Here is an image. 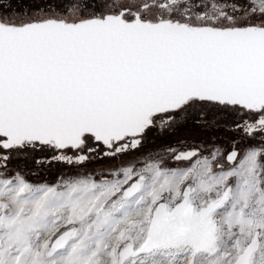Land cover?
Segmentation results:
<instances>
[{
  "label": "snow or ice",
  "instance_id": "1",
  "mask_svg": "<svg viewBox=\"0 0 264 264\" xmlns=\"http://www.w3.org/2000/svg\"><path fill=\"white\" fill-rule=\"evenodd\" d=\"M209 115L227 148L137 155ZM36 151L77 171L11 167ZM0 264H264V0L0 13Z\"/></svg>",
  "mask_w": 264,
  "mask_h": 264
},
{
  "label": "flooded vegetation",
  "instance_id": "2",
  "mask_svg": "<svg viewBox=\"0 0 264 264\" xmlns=\"http://www.w3.org/2000/svg\"><path fill=\"white\" fill-rule=\"evenodd\" d=\"M1 2H9L15 9L21 10L23 7L31 9V6L36 3V0H0ZM19 2H22L19 4ZM8 4V3H7ZM27 10V9H23ZM3 12L0 6V13ZM236 136V133L229 131L226 127V121L223 119H215L213 115H209L206 120L198 118H181L176 126L171 129L161 131L159 127L154 128L148 133L146 142L142 149L145 147L146 150L157 145L159 150L162 151L166 148L172 147L179 150H185L192 147H203L208 148L213 144H219L224 147H228L232 139ZM141 149V150H142ZM31 154V153H30ZM51 153L41 152L40 156L36 160H47L50 158ZM104 161H92L90 164L102 165ZM109 162V161H108ZM27 164L24 158L15 159L11 162L13 165ZM35 164V163H34ZM37 164V163H36ZM42 167L39 171H34V174L42 177H52L55 174L56 162L40 164Z\"/></svg>",
  "mask_w": 264,
  "mask_h": 264
},
{
  "label": "rangeland",
  "instance_id": "3",
  "mask_svg": "<svg viewBox=\"0 0 264 264\" xmlns=\"http://www.w3.org/2000/svg\"><path fill=\"white\" fill-rule=\"evenodd\" d=\"M8 3V4H7ZM22 2H19V4H21ZM0 6L2 7L3 9V12L4 14H11V13H15L17 11H23V9H27V10H30L28 9V6L27 7H23L21 10L19 9H15L14 6H12L11 3L9 2H1L0 3ZM42 151H36V152H32L31 154H29V156L27 158H24L27 162V164H19L18 166L17 165H13L12 167L13 168H17V169H20L22 171L25 172V174L28 175V179L34 181V182H41V181H47L49 183L51 182H54L59 176L61 175H64L68 172H75L77 171V169H74V168H70L69 166L67 165H64L62 163H56V168H55V174L52 175V177H42V176H37V174L35 175L34 174V171H39L40 168L42 167L40 164H36V159L40 156V153ZM156 152H160L159 150V147L157 145H154V147L146 150V148L144 147L142 150H140L139 153H137V155H141V154H147V153H156ZM35 163V164H34ZM109 163H112V162H105L104 164L102 165H97V164H88L86 166V169L85 168H81L79 169L80 171H85V170H93V169H96V170H100L102 168H105L107 167V165Z\"/></svg>",
  "mask_w": 264,
  "mask_h": 264
}]
</instances>
